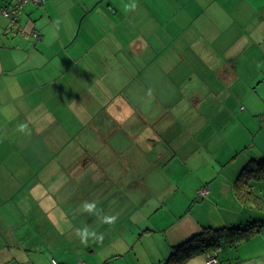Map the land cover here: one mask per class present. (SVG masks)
Returning a JSON list of instances; mask_svg holds the SVG:
<instances>
[{
    "label": "crops",
    "instance_id": "1",
    "mask_svg": "<svg viewBox=\"0 0 264 264\" xmlns=\"http://www.w3.org/2000/svg\"><path fill=\"white\" fill-rule=\"evenodd\" d=\"M18 1L0 0V264H26L28 252L44 248L45 231L38 234L29 218L39 220L37 210L53 214L46 208L55 202L73 211L77 197L83 199L80 188L88 184L84 188L90 190L92 179L122 180L131 174L128 183L138 188L151 179V169L164 185H175L166 164L177 157V141L183 147L188 131L200 135L222 121L234 86L246 88L239 85V72H256L249 78L264 72V0H135L136 8L129 11L124 5L133 0H43L27 3L14 26L2 9ZM18 27L37 38H24ZM197 71L205 72L199 73L198 86ZM205 77L214 80V90H206ZM187 83L203 93L199 102L193 103ZM239 109L246 122L254 116L243 105ZM21 124L27 125L24 132L18 130ZM258 137L237 143L227 161L216 154L212 166L186 167L178 185L193 177L196 215L173 213L163 229L100 231L99 251L93 241L77 245L73 259L88 260L83 252L98 251V261L90 264H128V259L166 264L173 246L204 227H247L264 214V203L253 199L264 200V190L256 189L264 177L245 182L241 175L251 160L264 159V138ZM167 140L169 147L160 152L156 143ZM92 159H100L98 175L86 169ZM193 159L191 153L186 162ZM49 171L52 178L54 172L66 179L64 184L49 186ZM204 187L206 197L198 195ZM98 198L107 199L106 193L100 191ZM140 219L137 215L135 221ZM108 237L113 238L109 245ZM225 237L229 247L218 252V264L264 260V228L237 245ZM146 238L153 243L150 252L129 258ZM54 262L60 264L55 257ZM186 264H206V256Z\"/></svg>",
    "mask_w": 264,
    "mask_h": 264
},
{
    "label": "rangeland",
    "instance_id": "2",
    "mask_svg": "<svg viewBox=\"0 0 264 264\" xmlns=\"http://www.w3.org/2000/svg\"><path fill=\"white\" fill-rule=\"evenodd\" d=\"M255 73L256 72H239V85L244 84L246 88L244 90H239L237 86H234L235 94H233L232 99L230 98L228 102H224V105H227L228 108L224 110V115L222 113L220 114L222 121L218 125L211 123L200 132V135L199 132L194 135L188 131L185 137V140L187 141L184 142L186 144L183 147H179L181 142L177 141V157L166 164L168 165L166 171L176 183L175 185H164L162 180L158 179L157 174L151 175V169H149L147 175L151 176V179L146 182V185L141 183L143 185H140L138 188H132L130 183H128V181H130L128 176L131 174L127 175V177L125 176L122 180L107 181L106 178H104L101 181H98L92 179V188L86 190L84 186L88 184L83 185V187L80 188L83 199L77 197L73 205V211L70 212L68 206H64L62 201L63 196L67 197L66 190L62 193L63 196H58L61 197L58 198V200L62 202L59 204L58 202H55L53 207L46 208L51 210L53 214L41 215V212L37 210L40 217H43V221H41L40 217L39 220L29 218V224L38 234H40L41 231H45V233L43 237H41L44 248L35 252H28L26 254V264H50L53 257L58 259L60 264H79L80 261V264H82V262L90 264L98 261V251L100 247V243L98 242H96L98 249V251L95 250L96 253L90 254L88 252H83L85 259L87 258L88 260H84L83 258L80 259L78 257L73 259L75 255L71 249L75 248L77 245H80L81 247L85 246L76 236V230L83 228L84 226H88L98 234L100 231H106V234L113 235L120 231H126L127 229H139V231H142L146 228H152L154 225L162 227L161 229H163L164 227L171 225L170 219L173 213L179 215L186 213L190 214L193 212V214L196 215L197 211L195 207H193L195 198L192 197L194 186L191 178L193 177L183 179L180 185H178V182L180 181L179 177L186 171V167H189L190 165L197 168H199V165H205V167L212 166V158L215 157L216 154L220 155V161H227L232 155H235H231L230 153L237 143H244V141H246L245 139L249 138L251 139L250 141H252L254 137L256 138L258 135L259 140L264 138V129L260 131L262 127H264V72H261V74H263L262 77L249 78ZM248 81H254L255 86L247 87L246 84ZM171 86L173 88L174 84L172 83ZM160 88L163 90V93H165V86L161 85ZM235 101L236 106L234 107ZM242 105L247 108L246 113L252 111L251 114H253L254 111V116H252V119L248 122L241 119V114L243 112L240 111L239 107ZM153 113L157 114L159 112L155 109ZM129 115L133 116L132 110H129ZM252 135L255 136L253 137ZM191 153L194 154L193 160L195 163H192V161L191 163L186 162L187 156ZM199 153L201 157H199ZM211 154H213V156H211ZM86 158H88V156L82 158L81 161L83 163L84 161H88ZM99 160L92 159V161L86 166L87 171H89L88 168H91L90 173L95 172L96 175H98L97 172H99L100 168ZM217 161L214 162V164L217 165ZM81 166L83 165L81 164ZM49 169H52L51 166ZM88 174L89 173L85 175L81 174L82 180L86 175L88 176ZM46 176L49 178L48 185L52 187L56 183L58 185L60 181L61 184H64L66 181V179H61V177L54 172L52 178L50 171L45 174V177ZM54 177L56 180H54ZM108 177L110 176L108 175ZM104 182H106V184H103ZM58 188L60 189L59 186ZM76 188L77 184L75 183V188H73L75 192ZM256 189L263 191L264 183H259ZM68 190L70 191V189ZM31 191L34 193V189H31ZM100 191L106 193L107 199L100 200V198H98ZM85 200L90 202L97 201L98 208L107 211L106 213L109 216H119L118 219L114 224L103 223V219L96 215H93L94 220H89L91 215L84 212L82 209V204ZM256 213L259 214L258 212ZM102 215L104 216L103 213ZM137 215L141 217L139 221H135ZM260 216L261 217L258 219L259 222L264 220V214H261ZM22 217L24 218L25 215ZM12 219L16 221L15 217ZM40 222H42L41 227L39 226ZM112 239V237L107 238L108 245ZM150 240L151 239H147L138 243L134 252L129 255V258L133 256L134 253H139L141 250L150 252V247L153 245ZM91 242L92 240L88 241V243ZM32 243H34V241ZM93 246L96 247L95 244ZM227 247L229 246L223 244L224 249ZM62 257H65V259L63 260ZM126 263L130 264L129 259ZM135 263L137 262L135 261Z\"/></svg>",
    "mask_w": 264,
    "mask_h": 264
},
{
    "label": "trees",
    "instance_id": "3",
    "mask_svg": "<svg viewBox=\"0 0 264 264\" xmlns=\"http://www.w3.org/2000/svg\"><path fill=\"white\" fill-rule=\"evenodd\" d=\"M244 181L252 178L261 180L264 177V159L263 161L251 160L243 168L241 173ZM255 203H264L262 197L254 196ZM264 228V220L259 222L258 219L250 223L247 227H204L199 233L193 235L186 241L173 246L172 254L166 264H186L194 257L207 256L210 252L222 249V237L227 235L228 243L237 245L238 243L249 239L253 234ZM218 258V253L216 254Z\"/></svg>",
    "mask_w": 264,
    "mask_h": 264
},
{
    "label": "clouds",
    "instance_id": "4",
    "mask_svg": "<svg viewBox=\"0 0 264 264\" xmlns=\"http://www.w3.org/2000/svg\"><path fill=\"white\" fill-rule=\"evenodd\" d=\"M135 0L131 4H125L124 9L125 11L133 10L136 8ZM57 24L59 21L56 22ZM27 128V125L21 124L18 128L19 131L24 132ZM98 202L97 201H87L85 200L82 204V209L84 212L90 214V215H96L101 216L103 213L102 208H98ZM118 219L117 216H109L104 215L103 216V223L106 224H114L115 221ZM76 236L80 239V242L87 246L88 241L92 240L93 242L102 243L104 236L102 233H97L95 230H91L88 226H84L83 228H79L76 230ZM257 264H264V260H260L257 262Z\"/></svg>",
    "mask_w": 264,
    "mask_h": 264
},
{
    "label": "built area",
    "instance_id": "5",
    "mask_svg": "<svg viewBox=\"0 0 264 264\" xmlns=\"http://www.w3.org/2000/svg\"><path fill=\"white\" fill-rule=\"evenodd\" d=\"M42 1L43 0H19L13 7L8 8V9L3 8L2 13H3L4 17L9 19L14 26H17L18 21H19V16H20L21 11L23 10L25 5L29 2H34V3L39 4ZM18 32L21 33L23 35V37L26 39H28L30 37L35 38V39L37 38L36 34L28 33L26 31H22L20 27H18ZM208 194H209V189L207 187H204V188L199 190V195L202 197H206ZM218 252H220V248L210 252L206 256V264H218L219 261H218V258L216 257V254ZM54 264H57V263L54 262Z\"/></svg>",
    "mask_w": 264,
    "mask_h": 264
},
{
    "label": "flooded vegetation",
    "instance_id": "6",
    "mask_svg": "<svg viewBox=\"0 0 264 264\" xmlns=\"http://www.w3.org/2000/svg\"><path fill=\"white\" fill-rule=\"evenodd\" d=\"M196 73H197V75L194 78V83L198 86L199 85V73L205 74V72H198L197 71ZM203 80H204L203 83L205 84L206 90H211V89L214 90L215 89L214 87H216V83L214 82V80L208 79V77H205V79H203ZM186 87L188 88L187 89L188 95L192 97L193 103L199 102V96H201L203 93H199V91H197V87L193 84L187 83ZM194 87H196V88H194ZM213 96H214V94H213ZM206 99L208 100V98H206ZM209 101L214 102V100H210V99H209ZM193 109H194L193 110L194 115L196 116V118H199L200 117L199 111L195 108H193ZM151 137H152V135H151ZM156 138L158 139L157 135H156ZM159 140H160V137H159ZM156 144L160 145V150H162L160 152H164L169 147L170 142L167 140V141L158 142ZM134 151H137V150H134ZM157 153L159 154L158 151H157ZM152 154H154V153H152ZM116 165L121 166L120 163H117Z\"/></svg>",
    "mask_w": 264,
    "mask_h": 264
}]
</instances>
